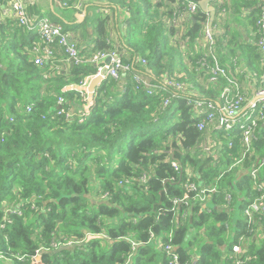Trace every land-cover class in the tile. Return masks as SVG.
<instances>
[{
	"label": "trees",
	"instance_id": "trees-1",
	"mask_svg": "<svg viewBox=\"0 0 264 264\" xmlns=\"http://www.w3.org/2000/svg\"><path fill=\"white\" fill-rule=\"evenodd\" d=\"M93 1L110 11L92 19L93 45L78 46L80 64L56 71L51 64H58L61 55L36 64L32 48L40 44L37 34L0 16V254L10 264H167L164 247L169 243L180 264H229L237 255L245 264H264V213L253 215L249 226L243 214L262 194L264 121L245 153L237 126L231 132L211 125L199 130L187 97H170L174 89L161 85L169 79L199 90L202 78L208 88L197 99L215 102L219 97L217 89L227 85L226 79L208 82L213 60L196 47L208 17L197 5L191 18L177 26L175 11L185 6L173 8L176 0ZM217 1L211 4L222 10ZM76 2L61 4L72 8ZM259 3H234L237 12L250 11L255 30ZM162 6L166 10L160 12ZM51 18L64 24V19ZM85 27L83 22L72 29ZM214 39L218 63L228 73V60L236 54L232 41L223 48ZM96 51L134 62V72L161 88L148 95L131 74L117 81L107 78L87 110L76 112L88 101L74 87L95 74L90 58ZM60 96L68 115H58ZM190 183L217 191L204 203L194 202L185 187ZM186 195L189 208L173 207V200ZM229 230L236 233L231 243ZM66 241L74 244L66 246ZM234 245L240 254L231 252Z\"/></svg>",
	"mask_w": 264,
	"mask_h": 264
},
{
	"label": "built area",
	"instance_id": "built-area-1",
	"mask_svg": "<svg viewBox=\"0 0 264 264\" xmlns=\"http://www.w3.org/2000/svg\"><path fill=\"white\" fill-rule=\"evenodd\" d=\"M2 1L4 2L2 3ZM216 1L217 0H210V3ZM217 2H221V0H218ZM177 4L185 6L183 12H179L178 8L175 11L178 17L175 18L173 22L177 26H180L182 23L187 22L186 20H189V18H191V15L195 13L197 4L192 2L191 0H176V2L174 3V8L177 7ZM1 6H4L6 8L7 14L10 18L16 21L18 26L29 31H34L39 37L40 44L32 48L33 54L37 56L35 59L36 64L41 65L45 62L53 60L55 58V54L61 55L62 58L59 62L66 63L67 65H78L83 61V58L80 56V50L78 48L77 42L64 30V28L60 24L53 22L48 17H30L26 11L24 0H0V16H2ZM62 6L65 7V4H62ZM258 13L259 15L256 24V47L263 63V74L260 76L259 87L256 92L257 102L252 103L250 105V109L245 112L243 116L241 112L244 106L245 98L240 92L238 86L224 89L223 94L221 95L223 104L216 105L215 102L212 101L206 102L191 97L189 95L191 91V85L184 83H175L169 79H165L161 84L162 87L170 86L174 89V92L170 97L177 96L178 94L187 97V104L192 106L195 112V117L199 119V122L197 123V127L199 130H202L206 126L211 125L212 128L217 131L231 132L237 126L240 130L241 141L245 146V153L248 152L251 147L254 134L259 124L264 121V0H260V3L258 5ZM207 23L204 28L203 39L206 47L205 52L207 53V56L212 58L213 64L211 68L206 65V68H209L210 72L209 82L215 83L219 78H226L227 71L218 63V59L215 55L214 35L213 32L208 29ZM108 58L110 59V62L106 64L105 62ZM90 61L97 66L95 74L89 78H86L83 82L74 87L79 90L80 97L83 101L88 100L89 83L93 78L96 77H100L102 81L106 80L107 78H112L117 81L122 76L131 74L132 81L137 85V87H143L144 89H146L148 95H152L158 87L161 88V86L149 83L148 80L144 79L138 73L134 72V62H132V64L123 63L115 52L96 51L92 54ZM140 62L142 64H145L144 60H140ZM205 64V58H203L201 60V66L205 67ZM51 66L55 71L61 70V66L59 63L54 64L52 62ZM57 100L58 106H60L58 115H68L66 110L63 109V105L65 104L64 98L60 96ZM169 103L170 98L164 101V106L168 105ZM29 110L30 108L27 107V111ZM241 117L242 119H240ZM213 144L216 145L215 143ZM171 165L175 170L178 169L176 163L173 162L171 163ZM251 176L255 183L257 180L256 171H252ZM143 178L144 176L142 177V179ZM185 187L188 189V192H193L191 200L200 203L206 202L208 195L217 191L216 186L204 187L199 189L193 183L186 184ZM259 190L262 193L260 198L254 200L253 202H250L243 211L244 219L248 226L253 224L254 222L253 215L264 213V185L259 186ZM226 198L229 200V197L226 196ZM188 203V195L184 196L181 199H175L172 201L173 207H175L176 205H183L189 208ZM11 209L14 210V208ZM187 216L188 213L185 212L181 215V219L184 221ZM92 237L94 236L86 235L85 238ZM152 238L153 236L151 237V239ZM171 238L172 232L168 234L169 242L171 241ZM73 244L74 242L72 241H66V246H72ZM59 245L60 244H54L52 247L57 248ZM231 250L232 253L237 255L241 253L242 249L239 246L234 245ZM164 251L166 252L167 256V264H180L179 257L175 252L174 247H172L169 243L164 247ZM23 258L24 257L19 255L15 256V259L18 261H22ZM0 259H4L1 254ZM4 264H10V261L8 260ZM229 264H245V262L239 255H237Z\"/></svg>",
	"mask_w": 264,
	"mask_h": 264
},
{
	"label": "crops",
	"instance_id": "crops-1",
	"mask_svg": "<svg viewBox=\"0 0 264 264\" xmlns=\"http://www.w3.org/2000/svg\"><path fill=\"white\" fill-rule=\"evenodd\" d=\"M61 1L62 0H24V3L26 5V9L29 8L30 17H48L52 20L51 14H53L59 19H64L61 20L64 22L63 25L69 24L71 27L70 31L64 30L75 39L80 48L92 46L94 41L92 19L94 18L95 14H106L110 11L103 8H97L98 5H96L93 0H78V2H76L72 8L63 7ZM235 1L240 2V0H221L220 7L223 5L222 10H220L219 6L217 7L216 5L209 3V5L214 6L215 9V17L211 25L213 35L218 39L219 44L220 42L223 44V48L228 44L229 40H231L232 49L236 52L235 56L230 57L228 60V73L231 78L227 76V78H225L227 85L217 89L219 97L216 99L215 104H223L221 95L223 94L224 89L238 86L240 92L245 98L244 106L241 112L243 116L245 112L250 109V105L254 102H257L256 92L259 87L260 76L263 72V63L258 51H256L255 48L257 31L255 30V26L251 20L248 19L250 16V11L246 9L237 12L234 8ZM2 8V14L5 15L4 17H9L6 8L4 6H2ZM65 9L70 10L71 13H67ZM162 10L165 11L166 9L162 6L160 8V12ZM62 11H65L66 15H62ZM206 16L209 20V14H206ZM83 22H86L85 29H72L75 24H81ZM63 25L61 26L63 27ZM187 26L188 25L186 23V27ZM83 31L86 32L82 33ZM225 32L228 34H225ZM196 47L199 48L198 50L206 49L203 36L202 39L197 42ZM181 50L183 51V54L188 52L186 44ZM184 65L189 67L185 61ZM60 66L61 69L68 67L66 63H60ZM198 84L200 86L199 90L191 85V91L189 95L193 98H202V90H206V88H208V84L205 83L202 78L198 79ZM88 100L87 101L90 104L92 98L88 96ZM78 108L80 107H75L74 110L76 111ZM78 112L81 113L83 110ZM240 119H242V117ZM229 210L232 211V209ZM229 233L232 234L227 235V237L236 235L235 232L233 233L230 230ZM2 260H4L5 263L8 261L6 258L0 259V261ZM0 264L2 263L0 262Z\"/></svg>",
	"mask_w": 264,
	"mask_h": 264
},
{
	"label": "water",
	"instance_id": "water-1",
	"mask_svg": "<svg viewBox=\"0 0 264 264\" xmlns=\"http://www.w3.org/2000/svg\"><path fill=\"white\" fill-rule=\"evenodd\" d=\"M209 3H210V0H199L197 5H198L201 12H203L205 14H209V20L207 23V27L210 31H212L211 25H212V22L214 21L215 9H214V6L209 5ZM109 62H110V59L108 58L105 63L108 64ZM101 82H102V80L100 77L93 78L90 81L89 86H88V92H89L90 98H93L95 89L97 88V86ZM59 109H60V106L57 107V110H59Z\"/></svg>",
	"mask_w": 264,
	"mask_h": 264
},
{
	"label": "rangeland",
	"instance_id": "rangeland-1",
	"mask_svg": "<svg viewBox=\"0 0 264 264\" xmlns=\"http://www.w3.org/2000/svg\"><path fill=\"white\" fill-rule=\"evenodd\" d=\"M65 10L67 11V13H69V14L71 13L70 10H67V9H65ZM62 15H66V12L62 11ZM90 16H92V15H90ZM63 27L67 31L71 30V27L69 26V24L63 25ZM109 29H110L111 38H115V29H116V27H115V23L113 22V20L110 21V23H109ZM88 101H90V100H88ZM88 105H89V103L88 104L84 103V104L80 105L81 110L86 111L87 108H88ZM80 108H78V110H76V112L80 111ZM219 146H220V144H219ZM232 214H233V216H232L231 220L234 219V217L236 215V211L234 213H232ZM200 231H203V229H200ZM228 243H231V237H228Z\"/></svg>",
	"mask_w": 264,
	"mask_h": 264
}]
</instances>
